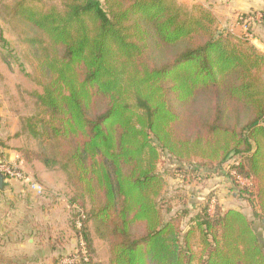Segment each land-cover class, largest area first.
<instances>
[{
    "label": "trees",
    "instance_id": "obj_1",
    "mask_svg": "<svg viewBox=\"0 0 264 264\" xmlns=\"http://www.w3.org/2000/svg\"><path fill=\"white\" fill-rule=\"evenodd\" d=\"M0 17L40 89L15 135L38 150L17 151L64 174L90 264L96 239L108 264H264L262 53L176 0L0 1ZM216 176L243 208L166 192Z\"/></svg>",
    "mask_w": 264,
    "mask_h": 264
},
{
    "label": "crops",
    "instance_id": "obj_2",
    "mask_svg": "<svg viewBox=\"0 0 264 264\" xmlns=\"http://www.w3.org/2000/svg\"><path fill=\"white\" fill-rule=\"evenodd\" d=\"M176 1L187 8L208 9L219 29L245 38L264 55V0ZM250 14L259 17L246 25L238 20L239 16ZM0 143L2 159L17 166L26 179L20 182L3 179L0 184V264H56L59 256L72 252L76 246L77 236L71 224L74 192L58 169H47L38 161L27 163L17 151L20 148L13 147V141L6 144L0 140ZM219 180L215 185L219 184L218 195L226 198L229 191L234 196L229 182L225 178ZM36 186L41 187V194L32 188ZM96 240L92 242V260L99 264L94 248Z\"/></svg>",
    "mask_w": 264,
    "mask_h": 264
},
{
    "label": "rangeland",
    "instance_id": "obj_3",
    "mask_svg": "<svg viewBox=\"0 0 264 264\" xmlns=\"http://www.w3.org/2000/svg\"><path fill=\"white\" fill-rule=\"evenodd\" d=\"M2 2H11L12 0H0ZM0 28L2 30L3 37L8 42L7 47L0 45V140H3L6 144L13 141V147L20 149H31L32 151L38 150L37 143L30 137L23 135L19 139L11 138L15 137L17 133L21 131V126L25 118L31 116L34 112L33 99L30 93L40 89L34 86L26 77L30 73V68L24 59V48L17 41L16 35L11 31L9 25L0 17ZM2 115V116H1ZM6 121V122H4ZM13 134V135H12ZM12 135V136H11ZM1 144V143H0ZM166 165L159 164L158 171L165 172ZM60 171V170H59ZM221 177H212L206 182H193L187 184L184 189L182 181L179 179L168 178L166 185L167 194H173L178 189L183 190V194L193 195L191 199V206L194 203H200L206 197V195L214 191L216 203L227 208H243V202L226 193L227 197L223 198L218 195V181ZM195 191V192H194ZM188 195V196H190ZM214 203V202H213ZM215 203L212 204L214 207ZM196 209H193L194 214ZM249 216L253 211L250 208L245 210ZM258 225V223H256ZM263 241H264V232ZM95 254L99 264H107L108 260V246L107 243L101 240L94 242Z\"/></svg>",
    "mask_w": 264,
    "mask_h": 264
},
{
    "label": "built area",
    "instance_id": "obj_4",
    "mask_svg": "<svg viewBox=\"0 0 264 264\" xmlns=\"http://www.w3.org/2000/svg\"><path fill=\"white\" fill-rule=\"evenodd\" d=\"M258 17L259 16L257 14H250L247 17L239 16L238 20L242 21L246 25L248 23L255 21ZM0 174L3 176V179L6 182L8 181H19L20 182V181L26 180L25 176L23 175V173L17 166L10 164L3 159L2 160L0 159ZM238 181L241 184L249 185V182L247 179L238 178ZM32 188L38 194H41L42 192L41 187L36 186ZM213 202L215 203V201L214 200L211 201L210 212L213 211V206H212V204H214ZM76 228L77 229L80 228L79 222L76 223ZM90 261H91V256L88 255L86 244L84 240L82 239V237L78 236L76 246L73 249V251L66 255H63L59 259L58 264H90Z\"/></svg>",
    "mask_w": 264,
    "mask_h": 264
},
{
    "label": "water",
    "instance_id": "obj_5",
    "mask_svg": "<svg viewBox=\"0 0 264 264\" xmlns=\"http://www.w3.org/2000/svg\"><path fill=\"white\" fill-rule=\"evenodd\" d=\"M2 180H3V176L0 174V184H1Z\"/></svg>",
    "mask_w": 264,
    "mask_h": 264
}]
</instances>
